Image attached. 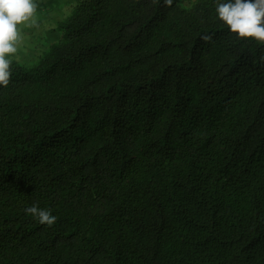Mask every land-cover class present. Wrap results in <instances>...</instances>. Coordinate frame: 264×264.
<instances>
[{
    "label": "trees",
    "instance_id": "16d2710c",
    "mask_svg": "<svg viewBox=\"0 0 264 264\" xmlns=\"http://www.w3.org/2000/svg\"><path fill=\"white\" fill-rule=\"evenodd\" d=\"M215 6L75 0L13 59L0 264H264V44Z\"/></svg>",
    "mask_w": 264,
    "mask_h": 264
},
{
    "label": "clouds",
    "instance_id": "9594fccd",
    "mask_svg": "<svg viewBox=\"0 0 264 264\" xmlns=\"http://www.w3.org/2000/svg\"><path fill=\"white\" fill-rule=\"evenodd\" d=\"M37 9L36 0H0V87H7L11 81V64L21 41L19 26L34 24ZM215 11L232 33L264 44V0H216ZM25 212L48 226L57 221L51 209L38 204L27 207Z\"/></svg>",
    "mask_w": 264,
    "mask_h": 264
},
{
    "label": "crops",
    "instance_id": "0c3cea01",
    "mask_svg": "<svg viewBox=\"0 0 264 264\" xmlns=\"http://www.w3.org/2000/svg\"><path fill=\"white\" fill-rule=\"evenodd\" d=\"M45 2L48 4L47 7H50V9L52 10L53 8H55L57 11L60 10L59 6H62L61 4H63V0L59 1L57 0V3L53 0H45ZM38 3V2H37ZM66 3V9L70 7V4L73 3V0H71V3L68 4V0L65 1ZM46 5L44 2L42 3V5ZM40 4L38 3V6ZM39 8V7H38ZM55 11V12H57ZM52 12L50 13H42L40 10H37L35 17L40 16V15H44L45 17L43 18H48L49 21H54L53 19H51V15ZM39 18L37 17L35 18V23H30L31 26H26L25 27V32L27 34L26 38L24 39V41H20V43L18 44V53L15 54V58L14 59H33L35 56H37L38 54V46L40 45H47L50 41H52V39H50L51 37L55 36L57 33L53 30L48 28V30L44 29L42 27L43 23H39ZM60 20L59 18L55 21ZM34 27L33 29H30V27ZM54 27V26H52ZM48 40V41H47ZM28 56H31V58H29ZM28 57V58H26Z\"/></svg>",
    "mask_w": 264,
    "mask_h": 264
},
{
    "label": "rangeland",
    "instance_id": "374dc122",
    "mask_svg": "<svg viewBox=\"0 0 264 264\" xmlns=\"http://www.w3.org/2000/svg\"><path fill=\"white\" fill-rule=\"evenodd\" d=\"M53 1V0H52ZM56 3H57V0H54ZM59 1H61V0H59ZM65 1L66 0H63V4H61L62 6H59L60 7V10L59 11H57L55 8H53L52 10L50 9V7H47L48 6V4L45 2V0H36V2H38L40 5L38 6L39 8L37 9V10H40L42 13L44 12V13H50V12H52V14L50 15L51 16V19H53L54 21H49L48 20V18H43V17H45L44 15H40V16H37V17H40L39 18V23H43V25H42V27L44 28V29H46V30H48V28H50V29H53L57 34L55 35V36H53V37H51L50 39H52V41H50L49 42V44L51 43V42H55V41H57L58 40V38H59V32L58 31H56L55 30V26H56V22L57 21H55L56 20V18L58 19H61V18H63L64 16H66L68 13H69V11H70V9H71V7H69V8H67L66 9V3H65ZM45 3L46 5H42V3ZM73 2H75V0H73ZM69 3H71V0H68V4ZM55 11H57V12H55ZM37 17H35V18H37ZM26 26H31V24H30V22L29 23H27V24H22V25H20L19 26V28H20V31H21V41H24V39L26 38V36H27V34H26V30H25V27ZM52 26H54V27H52ZM34 27L32 26V27H30V29H33ZM48 41V40H47ZM42 50H44V45H40V46H38V53H40V52H42ZM29 58H31V56H28ZM28 57H26V58H28ZM15 58V57H14ZM13 58V59H14ZM18 60H20V61H22V62H26V63H33V62H35L36 60H37V56H35L33 59H18Z\"/></svg>",
    "mask_w": 264,
    "mask_h": 264
}]
</instances>
